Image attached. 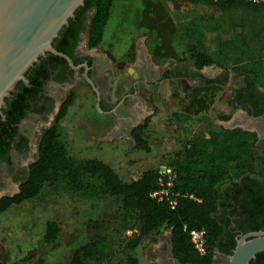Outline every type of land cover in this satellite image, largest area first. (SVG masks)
Returning <instances> with one entry per match:
<instances>
[{
  "label": "trees",
  "instance_id": "16d2710c",
  "mask_svg": "<svg viewBox=\"0 0 264 264\" xmlns=\"http://www.w3.org/2000/svg\"><path fill=\"white\" fill-rule=\"evenodd\" d=\"M90 2L95 9L89 44L97 46L103 39L113 0H84L86 5ZM198 3L213 6L220 16L238 13L239 20L233 25L254 30L249 35L243 30L225 33L220 29L219 20L212 19L207 24L199 20L186 23L181 26V35L187 43L189 60L197 68L210 64L222 67L226 72L238 68L264 85V55L257 57L255 54L256 49H264V21L258 17L264 15V2L179 0L177 6ZM208 35H212L211 43ZM214 81L206 80L203 85ZM66 103L55 122L43 132L38 157L29 164L20 191L0 200V213L12 204L35 197L46 185L62 184L70 193L86 198L114 197L129 214L130 220L125 226H135L136 231L124 236L122 247L115 252L109 249L106 235L95 232L89 241L74 250L70 264H140L133 250L142 240L155 238L163 228H171L173 252L182 263L211 264L216 249L231 254L236 243L230 250L222 246L225 228L220 206L225 198L223 186L234 178L241 177L244 182L239 187L240 214L245 217L240 228L243 232L264 229V184L257 186L255 180L248 179L250 174L264 175V148L257 144L256 132L241 127L225 128L204 118L206 126L213 125L208 136L189 137L168 156L175 173L172 190L187 194L180 196L177 205L171 207L167 201L150 195L158 183L159 175L155 169L144 170L139 177L126 181L105 161L68 154L58 129V119ZM219 118L226 120L228 115ZM145 126V123L136 126L130 134L137 148L148 151L150 144L143 132ZM132 220L134 223L129 224ZM193 228L207 230L205 254L198 253L191 242L189 231ZM59 231L58 223L48 220L43 242L56 246ZM249 264H264V251L257 253Z\"/></svg>",
  "mask_w": 264,
  "mask_h": 264
},
{
  "label": "rangeland",
  "instance_id": "374dc122",
  "mask_svg": "<svg viewBox=\"0 0 264 264\" xmlns=\"http://www.w3.org/2000/svg\"><path fill=\"white\" fill-rule=\"evenodd\" d=\"M178 2L113 0L99 46L112 58L115 77L127 82L136 77L133 66L139 60L141 48H146L157 65L172 59L191 64L181 26L193 20L203 24L210 19L219 20L225 33L243 30L249 35L254 30L233 25L239 20L238 13L220 16L211 5L177 6ZM258 17L264 21V15ZM211 37L208 35L210 43ZM255 54L263 56L264 49H256ZM167 84L168 93L148 94L146 105L142 106L145 117L137 121L138 125L146 124L143 132L150 144L147 151L136 147L131 134L120 139L109 137L106 131L111 126V117L96 109L92 90L84 81H78L58 119L60 138L68 154L105 161L126 181L139 177L147 169H155L159 175L164 165L171 166L168 156L185 139L208 136L213 125L206 126V118L218 125L219 116L238 113L228 103L232 99L231 88L215 83L191 85L182 78ZM140 92L146 98L145 91ZM48 220H55L60 227L56 246L43 242ZM128 220L129 214L114 197L86 198L70 193L62 184L46 185L35 197L12 204L0 213V264H70L74 250L95 232L105 234L109 249L115 252L122 247L123 237L136 231L135 226H125ZM132 223L133 220L129 222ZM148 240H142L133 250L140 264H153L142 252Z\"/></svg>",
  "mask_w": 264,
  "mask_h": 264
},
{
  "label": "flooded vegetation",
  "instance_id": "af4514ba",
  "mask_svg": "<svg viewBox=\"0 0 264 264\" xmlns=\"http://www.w3.org/2000/svg\"><path fill=\"white\" fill-rule=\"evenodd\" d=\"M94 9L92 2L80 6L53 41L57 52L47 50L41 55L26 71L27 80L20 79L4 97L0 106V200L20 191L29 164L38 157L43 132L55 122L78 81H84L92 90L96 109L111 117L110 133L126 135L145 117L142 106L146 105L152 91L168 93L167 82L180 78L191 85L213 79L216 85L231 88L234 100H230L229 105L239 112L237 117L241 123L251 125L250 131L258 136L257 144L264 148V85L240 69L226 72L215 64L197 68L193 62L172 59L157 65L141 44L139 60L133 66L136 77L130 82L115 77L109 53L102 51L99 44H89ZM140 90L145 91L146 98ZM247 117L255 118L254 123L248 122ZM248 179L263 187L264 175L250 174ZM243 185L240 177L223 186L225 198L220 209L225 234L222 246L229 250L237 238L246 233L240 228L245 221L239 206V187ZM142 252L153 264H193L182 263L175 256L171 228L157 232L155 238L142 247ZM228 256L226 251L216 249L211 264H227Z\"/></svg>",
  "mask_w": 264,
  "mask_h": 264
},
{
  "label": "water",
  "instance_id": "95a60500",
  "mask_svg": "<svg viewBox=\"0 0 264 264\" xmlns=\"http://www.w3.org/2000/svg\"><path fill=\"white\" fill-rule=\"evenodd\" d=\"M83 4L84 0H0V106L20 79L27 80L26 71L41 55L57 52L53 41ZM238 114L217 123L252 129L239 121ZM254 119L247 117L248 122ZM262 251L264 229L248 231L237 238L227 264H249Z\"/></svg>",
  "mask_w": 264,
  "mask_h": 264
},
{
  "label": "built area",
  "instance_id": "2783aa9c",
  "mask_svg": "<svg viewBox=\"0 0 264 264\" xmlns=\"http://www.w3.org/2000/svg\"><path fill=\"white\" fill-rule=\"evenodd\" d=\"M254 2H264V0H251ZM174 169L172 166L164 165L158 177L156 188L151 192V196L158 200H165L171 207H175L181 195L179 192L172 190V180L174 177ZM193 197L192 194L189 195ZM191 242L194 248L200 254H205L207 251V230L205 228H193L189 231Z\"/></svg>",
  "mask_w": 264,
  "mask_h": 264
},
{
  "label": "crops",
  "instance_id": "0c3cea01",
  "mask_svg": "<svg viewBox=\"0 0 264 264\" xmlns=\"http://www.w3.org/2000/svg\"><path fill=\"white\" fill-rule=\"evenodd\" d=\"M114 128V127H113ZM107 132V134L108 135H110L109 137H111V138H117V139H120L121 137H126V135L128 134H126V135H124V134H122V133H110V130H108V131H106ZM129 135V134H128ZM131 136V135H130Z\"/></svg>",
  "mask_w": 264,
  "mask_h": 264
}]
</instances>
